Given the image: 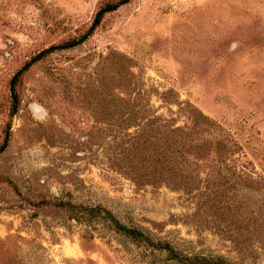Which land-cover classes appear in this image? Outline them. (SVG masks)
<instances>
[{
	"label": "rangeland",
	"instance_id": "1",
	"mask_svg": "<svg viewBox=\"0 0 264 264\" xmlns=\"http://www.w3.org/2000/svg\"><path fill=\"white\" fill-rule=\"evenodd\" d=\"M120 1L0 0V264H264V0H133L34 62Z\"/></svg>",
	"mask_w": 264,
	"mask_h": 264
},
{
	"label": "trees",
	"instance_id": "2",
	"mask_svg": "<svg viewBox=\"0 0 264 264\" xmlns=\"http://www.w3.org/2000/svg\"><path fill=\"white\" fill-rule=\"evenodd\" d=\"M133 0H122L116 4L107 5L104 8H102L98 14L95 17L94 24L88 34L83 36L80 40L72 41L69 43H66L64 45H61L59 49L57 48H51L47 50L46 52L42 53L38 57L35 58V61H39L43 57H45L47 54L52 53L54 50H60V49H72L75 48L81 44H83L87 38L90 36V34L98 28L101 23L103 22L106 15L116 12L121 6H125L129 4ZM19 80V76L14 78L12 81V96L14 98V105L15 109L18 107V98L15 93V86ZM60 206L65 207L68 212H70L72 215L71 218L77 221L78 223H93V222H104L108 224V226L116 233L126 236L133 241L136 242H143L148 245H151L157 250H166L172 260H178L180 262H183L187 257L181 255L178 253L174 247L170 244H164L161 241L156 242L152 239V237L145 232L137 229V228H129L128 226L121 223L117 217L113 215L112 212L105 209L102 206H84V205H74L72 203H61ZM194 261V263L191 264H230L228 261L222 258H216V257H194L191 259Z\"/></svg>",
	"mask_w": 264,
	"mask_h": 264
}]
</instances>
